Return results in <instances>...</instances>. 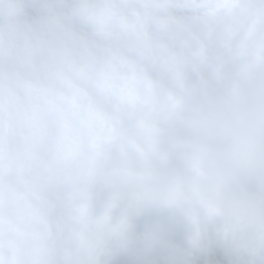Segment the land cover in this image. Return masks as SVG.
<instances>
[{"label": "clouds", "instance_id": "1", "mask_svg": "<svg viewBox=\"0 0 264 264\" xmlns=\"http://www.w3.org/2000/svg\"><path fill=\"white\" fill-rule=\"evenodd\" d=\"M0 264H264V0H0Z\"/></svg>", "mask_w": 264, "mask_h": 264}]
</instances>
